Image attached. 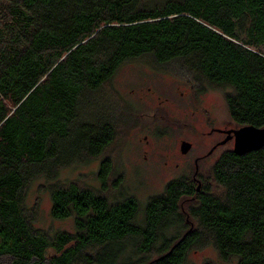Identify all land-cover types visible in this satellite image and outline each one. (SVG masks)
Masks as SVG:
<instances>
[{"label": "trees", "instance_id": "16d2710c", "mask_svg": "<svg viewBox=\"0 0 264 264\" xmlns=\"http://www.w3.org/2000/svg\"><path fill=\"white\" fill-rule=\"evenodd\" d=\"M263 46L264 0H0V264H184L204 243L223 260L264 264V147L223 151L209 184L198 172L169 181L142 225L134 197L73 183L52 185L49 211L72 231L39 233L23 206L35 179L100 155L116 125L135 123L136 108L99 93L126 60L180 61L194 85L227 89L230 122L264 127ZM109 168L103 159L101 183Z\"/></svg>", "mask_w": 264, "mask_h": 264}, {"label": "rangeland", "instance_id": "374dc122", "mask_svg": "<svg viewBox=\"0 0 264 264\" xmlns=\"http://www.w3.org/2000/svg\"><path fill=\"white\" fill-rule=\"evenodd\" d=\"M262 50L264 52V46ZM179 62L157 64L148 55L126 60L102 85L99 93L105 99L110 100L109 95L121 106L136 108V121L130 126L116 125L112 142L100 155L84 163L62 168L55 180L40 177L30 183L23 197V206L34 229L51 236L58 230H73L71 218L55 220L49 214L50 188L53 184L67 186L73 183L80 188L91 189L109 201L132 196L138 203L135 223L142 225L144 207L150 197L161 194L165 185L173 179L192 177L195 169L193 157L208 150V140L202 135L209 128L206 127V120L211 125H226L230 121L224 101L227 89L212 86L204 80L198 86L194 85L193 78L186 76L188 74ZM157 107H161L158 110L163 112L165 118H152ZM125 112L124 123L127 124L134 118L129 114V108ZM181 140L192 145L187 154L179 158ZM144 154L147 155L146 159L143 158ZM217 156V153L213 154L197 163L198 176L201 175L206 184L211 183L210 166ZM103 159H108L110 168L101 183L98 172ZM181 207L187 214L188 204ZM137 242V238L126 242L125 248L129 249L130 244V249L125 257L131 255L130 261L139 256L135 252ZM158 245L159 242H156L147 256L150 260L158 256ZM2 262L8 264L9 259L4 257ZM203 262L235 264L236 259L223 260L209 243L190 248L184 264Z\"/></svg>", "mask_w": 264, "mask_h": 264}, {"label": "flooded vegetation", "instance_id": "af4514ba", "mask_svg": "<svg viewBox=\"0 0 264 264\" xmlns=\"http://www.w3.org/2000/svg\"><path fill=\"white\" fill-rule=\"evenodd\" d=\"M190 89H191V87H190ZM158 109H161V107H157V109H154V111L152 113V118L156 114V111ZM211 124L212 123L209 120L208 121L206 120V127L209 126V128L207 130H205L204 132H202V135H203V137H205V139L208 140V147H207L208 150L205 153H197L195 155V157H193V164H194L195 168H196L197 163L199 161H203L205 158L210 157L213 154L217 153L219 156L225 150H232L233 142H234V134L230 131L240 127V126H238V125H236L230 121L226 125H216V124L211 125ZM145 138L146 137H144V139ZM226 146L228 148H226ZM224 148H226V149H224ZM218 151H220V153ZM179 153H181L180 148H179ZM186 154H187V152L181 153V154H179L178 157L179 158H180V156L184 157ZM143 158L146 159L147 155L144 154ZM192 178H193V180L196 179L194 173L192 175Z\"/></svg>", "mask_w": 264, "mask_h": 264}, {"label": "water", "instance_id": "95a60500", "mask_svg": "<svg viewBox=\"0 0 264 264\" xmlns=\"http://www.w3.org/2000/svg\"><path fill=\"white\" fill-rule=\"evenodd\" d=\"M234 134V142L232 151L237 155L258 150L264 147V127H255L253 125L240 126L237 129L231 130ZM191 147V143L182 140L180 142L181 153H186ZM197 173V166L194 170V175ZM199 183L196 186V190H199Z\"/></svg>", "mask_w": 264, "mask_h": 264}, {"label": "bare ground", "instance_id": "6f19581e", "mask_svg": "<svg viewBox=\"0 0 264 264\" xmlns=\"http://www.w3.org/2000/svg\"><path fill=\"white\" fill-rule=\"evenodd\" d=\"M126 111V110H125ZM107 147V146H106Z\"/></svg>", "mask_w": 264, "mask_h": 264}]
</instances>
